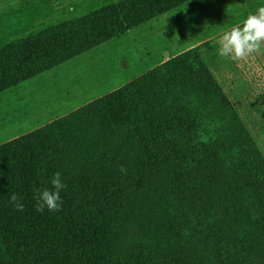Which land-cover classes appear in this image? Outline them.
I'll list each match as a JSON object with an SVG mask.
<instances>
[{"label": "trees", "instance_id": "1", "mask_svg": "<svg viewBox=\"0 0 264 264\" xmlns=\"http://www.w3.org/2000/svg\"><path fill=\"white\" fill-rule=\"evenodd\" d=\"M190 1L86 0L45 23L50 0H0V98ZM219 46L0 144V264H264V127L224 91ZM56 172L61 210L37 212Z\"/></svg>", "mask_w": 264, "mask_h": 264}, {"label": "rangeland", "instance_id": "2", "mask_svg": "<svg viewBox=\"0 0 264 264\" xmlns=\"http://www.w3.org/2000/svg\"><path fill=\"white\" fill-rule=\"evenodd\" d=\"M50 1L52 12L45 23L82 14L86 0ZM259 7H264V0H192L8 93L0 98V144L59 119L202 43L219 44L225 32ZM231 62L235 71L225 72L222 87L233 101L254 104L244 114L260 129L264 127V47Z\"/></svg>", "mask_w": 264, "mask_h": 264}, {"label": "clouds", "instance_id": "3", "mask_svg": "<svg viewBox=\"0 0 264 264\" xmlns=\"http://www.w3.org/2000/svg\"><path fill=\"white\" fill-rule=\"evenodd\" d=\"M218 55L229 60H241L258 52L264 47V7H259L255 14H249L241 25L225 32L219 41ZM51 188L35 190V210L49 212L61 210V191L66 187L61 179V173L56 172L50 181ZM10 205L16 211H23L24 205L21 198L11 195Z\"/></svg>", "mask_w": 264, "mask_h": 264}, {"label": "water", "instance_id": "4", "mask_svg": "<svg viewBox=\"0 0 264 264\" xmlns=\"http://www.w3.org/2000/svg\"><path fill=\"white\" fill-rule=\"evenodd\" d=\"M125 68V62L123 63V69Z\"/></svg>", "mask_w": 264, "mask_h": 264}]
</instances>
